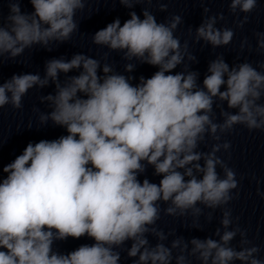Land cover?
Here are the masks:
<instances>
[{
  "label": "clouds",
  "instance_id": "1",
  "mask_svg": "<svg viewBox=\"0 0 264 264\" xmlns=\"http://www.w3.org/2000/svg\"><path fill=\"white\" fill-rule=\"evenodd\" d=\"M7 2L8 14L0 11V58H16L34 45L50 50L52 43L70 40L79 28L77 12L86 6V0H29L34 10L25 12L23 0ZM119 3L132 8L152 0ZM256 6L257 0L230 2L234 14L237 9L251 13ZM165 9L161 5L160 10ZM129 15L122 25L117 18L96 31L92 40L122 52L129 61L127 72L133 71V60L156 67L150 78L140 76L134 85V77L114 71L110 64L101 66L97 59L75 54L70 60H48L43 77L15 74L0 84V108L11 104L14 109L22 108V98L33 87L55 84L54 95L41 97L52 110L40 113L39 122L51 120L67 132L53 140L29 142L22 154L3 166L0 264H119L120 253L115 249L129 240L128 256H138L134 264H171L173 259L176 264H191L189 257L201 264H264L259 246L247 238V231L231 227L232 213L226 205L234 199L232 190L239 182L235 171L217 155L229 150V142L219 141L235 126L264 131V103L260 102L264 62L256 67L247 61L230 67L223 56H217L208 64L201 86L199 73L187 64L173 74L185 57L195 60L188 42L182 45L175 35L181 16L158 22L147 8L143 18L134 11ZM217 19L224 17L207 16L196 28L197 42L203 40L214 48L231 43L234 31L217 28ZM247 19L246 15L237 27ZM255 35L257 48L264 50V32ZM73 70H80L79 74L66 75L62 83L60 74ZM217 100L222 122L213 111ZM223 102L236 111H225ZM209 140L216 141L209 151L197 150ZM147 165L161 177L159 183L138 178ZM257 194L264 196L259 190ZM162 203L167 207L162 209ZM205 208L212 210L207 213L209 221L216 209L222 212L224 230L216 229L218 240L186 242L178 237L171 247L163 243L167 235L156 226L162 211L173 217L191 215L193 226L199 227ZM148 234L157 238L155 246L150 245ZM237 235L239 250L231 245ZM69 237H87L94 243L67 254L53 251L54 241ZM174 249L179 250L175 257Z\"/></svg>",
  "mask_w": 264,
  "mask_h": 264
}]
</instances>
